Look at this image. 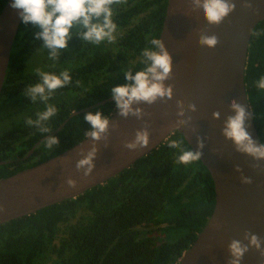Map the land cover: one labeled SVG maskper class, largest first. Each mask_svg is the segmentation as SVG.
Masks as SVG:
<instances>
[{"label": "trees", "instance_id": "obj_1", "mask_svg": "<svg viewBox=\"0 0 264 264\" xmlns=\"http://www.w3.org/2000/svg\"><path fill=\"white\" fill-rule=\"evenodd\" d=\"M6 1L0 0V12ZM166 4L167 0H126L114 5V42L91 44L74 30L56 61L48 58L42 41L35 38L39 29L20 22L0 92V179L80 142L90 129L85 113L100 110L110 117L116 108L109 100L110 89L127 83L121 69L135 72L144 67L143 50L152 47V39H159ZM43 51L47 65L42 71H68L72 78L47 102L58 109L45 122L49 133L26 124L28 117L35 120L46 107L24 95L28 86L40 80L32 57ZM262 75L264 20L252 31L244 72L252 117L264 142V91L253 87ZM100 101L104 102L97 104ZM90 105L95 106L70 116ZM47 135L58 137L59 146L46 148L43 137ZM171 140L191 149L178 131L170 135ZM168 143L169 137L115 177L75 198L0 224V264H169ZM179 155V149L170 148V264H176L192 245L215 203L208 169L200 160L178 164Z\"/></svg>", "mask_w": 264, "mask_h": 264}, {"label": "water", "instance_id": "obj_2", "mask_svg": "<svg viewBox=\"0 0 264 264\" xmlns=\"http://www.w3.org/2000/svg\"><path fill=\"white\" fill-rule=\"evenodd\" d=\"M10 2L7 0L0 12V92L12 44L21 22L17 10L9 6ZM234 3L235 10L221 24L208 25L202 10L190 11V0H170L173 72L170 80L173 85L170 135L174 131L181 133L193 151L196 150L197 137L203 140L200 161L208 169L215 191V203L210 217L176 264H226L230 240L242 239L245 231L264 238V174H258L252 169L250 165L253 161L236 153L231 142L220 134L224 118L232 114L228 107L229 101L236 99L251 109L244 82L247 51L254 27L264 20V0H234ZM199 31L207 35L215 34L219 43L212 49L199 46ZM159 38L169 51V0ZM165 83L169 84V80ZM109 100L113 101L112 98ZM177 100L185 103V117L180 119L191 117L190 124L180 129L173 125L178 119ZM189 103L196 106L195 112L187 111ZM94 106L74 111L70 116ZM139 107L150 113V116L142 120L134 116L122 118L116 108L111 113L110 124L116 122L118 128L115 131L110 128L107 147L104 141L97 143L95 167L88 177L82 175V170H76V162L92 148L91 138L84 137L58 155L0 179V206L3 207V211H0V224L75 198L115 177L157 148L169 137V100L166 103L157 101L152 105L141 104ZM214 111L220 112L217 120L211 117ZM143 120H148L150 124L149 144L143 149L130 151L123 146L124 141L134 138L135 131L143 126ZM247 123V130L253 139L261 142L253 117ZM31 152L32 149L26 156ZM237 165L244 176L252 178L251 184L240 182L241 173L234 171ZM67 178L75 180V187L67 185ZM216 223L221 225L218 230L213 227ZM241 264H260L258 252L250 248L244 254Z\"/></svg>", "mask_w": 264, "mask_h": 264}, {"label": "clouds", "instance_id": "obj_3", "mask_svg": "<svg viewBox=\"0 0 264 264\" xmlns=\"http://www.w3.org/2000/svg\"><path fill=\"white\" fill-rule=\"evenodd\" d=\"M124 3L126 0H11L9 6L17 10V15L23 24H31L39 29L34 33L35 38L42 41L43 48L48 51V58L56 61L60 50L67 49L68 41L73 38L74 30L79 38L91 44L99 45L103 41L114 42L117 24L113 20V6ZM190 4L191 12L202 10L208 25L221 24L235 10L234 0H190ZM150 43L152 47L145 48L142 53L144 67L135 72L131 69H121L127 83L110 89L118 115L122 118L134 116L137 120H142L143 117L150 116V113L145 112L139 105H152L157 101L166 103L173 97V85L165 83L173 78L172 56L162 39H152ZM218 43L219 40L215 34L207 35L204 31L198 32L197 44L199 46L212 49ZM35 71L40 80L28 86L24 95L29 97L33 103L37 100L44 102L46 107L43 112L36 114L35 120L28 117L26 124L37 127L41 133H49L51 130L45 122L55 116L58 109L47 102L56 90L71 84L72 78L68 71L59 74L44 72L39 68ZM253 87L258 91H264V75L253 82ZM228 107L232 114L224 118L220 134L226 141L231 142L236 153L243 154L253 161L250 165L252 169L258 174H264V142L253 139L247 130V121L253 116L252 110L236 99L229 101ZM176 108L178 119L174 122V127L179 129L187 127L191 122V117L180 119V117H185L184 101L177 100ZM187 111L195 112L196 106L192 103L187 104ZM211 117L213 120L219 119L220 112H212ZM84 120L90 125V129L84 134L91 138L92 148L76 162V170L78 172L82 170V175L88 177L95 167L97 143L104 141L107 147L110 128L115 131L118 123L110 124V117L102 115L100 110L95 113H85ZM149 128V121L143 120V126L135 131L134 138L124 141L123 146L130 151L147 147L150 136ZM43 143L48 149L59 146L58 137L52 135H48ZM168 147L180 150V155L177 157L178 164L188 165L201 160L203 155L201 149L204 148V142L197 137L195 151L182 148L181 142L177 140L169 141ZM234 171L241 173L239 179L242 184L252 183V178L244 176L239 165L234 167ZM65 182L69 187H75V180L67 178ZM0 211H3L2 206H0ZM213 227L218 230L221 225L216 223ZM262 245H264V238L245 231L242 239L229 241L227 245L229 258L226 264H241L244 254L250 248L258 252L260 264H264V246Z\"/></svg>", "mask_w": 264, "mask_h": 264}, {"label": "rangeland", "instance_id": "obj_4", "mask_svg": "<svg viewBox=\"0 0 264 264\" xmlns=\"http://www.w3.org/2000/svg\"><path fill=\"white\" fill-rule=\"evenodd\" d=\"M47 56V53L45 51L40 52L32 57V66L34 69H43L47 63L45 61V57Z\"/></svg>", "mask_w": 264, "mask_h": 264}]
</instances>
